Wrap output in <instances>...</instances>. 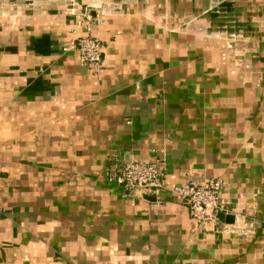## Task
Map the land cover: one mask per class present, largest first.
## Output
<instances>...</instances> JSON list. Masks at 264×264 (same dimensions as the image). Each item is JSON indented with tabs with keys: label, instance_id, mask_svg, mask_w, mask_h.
<instances>
[{
	"label": "crops",
	"instance_id": "obj_1",
	"mask_svg": "<svg viewBox=\"0 0 264 264\" xmlns=\"http://www.w3.org/2000/svg\"><path fill=\"white\" fill-rule=\"evenodd\" d=\"M61 2L0 17V264H264V0ZM90 7L99 73L69 50ZM212 178L234 224L174 192Z\"/></svg>",
	"mask_w": 264,
	"mask_h": 264
},
{
	"label": "built area",
	"instance_id": "obj_2",
	"mask_svg": "<svg viewBox=\"0 0 264 264\" xmlns=\"http://www.w3.org/2000/svg\"><path fill=\"white\" fill-rule=\"evenodd\" d=\"M96 19L88 16L80 19L78 25L84 34L69 48L76 51L82 64L94 73H99L104 66L103 44L94 35ZM100 22V21H98ZM117 182L131 193L139 191L145 195L158 196L165 188L163 174L157 163L129 162L122 169ZM225 181L222 178H212L204 181H190L174 192L181 198L187 208L190 218L198 223H210L214 227L221 226L219 216L230 215L231 209L222 197Z\"/></svg>",
	"mask_w": 264,
	"mask_h": 264
},
{
	"label": "rangeland",
	"instance_id": "obj_3",
	"mask_svg": "<svg viewBox=\"0 0 264 264\" xmlns=\"http://www.w3.org/2000/svg\"><path fill=\"white\" fill-rule=\"evenodd\" d=\"M116 1L117 0H115V2ZM34 2H36V0H0V17L1 18H5L6 14H10L12 12V10L20 13V11H21V10H19L20 8L25 7L27 4H33ZM61 3H62L61 6H64V8H67V7H70V6L74 7L75 4H76V0H62ZM12 7H14V8L11 9ZM90 11H94L95 13H97V8L96 7H90L85 12L78 13V14L75 13L73 11V9L70 8V12L67 13V14L68 15H77L78 20H80V19H83V18L89 16L90 15ZM96 16H97V14H96ZM77 27L79 29H82L78 24H77Z\"/></svg>",
	"mask_w": 264,
	"mask_h": 264
},
{
	"label": "water",
	"instance_id": "obj_4",
	"mask_svg": "<svg viewBox=\"0 0 264 264\" xmlns=\"http://www.w3.org/2000/svg\"><path fill=\"white\" fill-rule=\"evenodd\" d=\"M88 17L91 19H96L97 16H96V13L94 11H90V15ZM145 198L149 199L151 201H156V197H154V196L145 195ZM219 219H220V222L223 224H234L236 217L232 214H230V215L221 214L219 216Z\"/></svg>",
	"mask_w": 264,
	"mask_h": 264
}]
</instances>
